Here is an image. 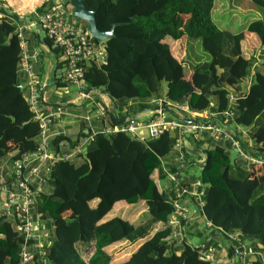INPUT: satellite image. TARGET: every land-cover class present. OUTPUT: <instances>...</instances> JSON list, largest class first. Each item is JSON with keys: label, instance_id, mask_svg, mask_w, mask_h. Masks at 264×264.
I'll list each match as a JSON object with an SVG mask.
<instances>
[{"label": "trees", "instance_id": "trees-1", "mask_svg": "<svg viewBox=\"0 0 264 264\" xmlns=\"http://www.w3.org/2000/svg\"><path fill=\"white\" fill-rule=\"evenodd\" d=\"M65 1L69 5V0ZM219 1L84 0L86 7L95 11L101 31L110 30L116 24L114 36L105 45L106 63L87 64L84 79L88 89L106 94L115 107H127L120 116L122 119L131 118L138 111L152 110L156 106L154 101L160 99L168 107L166 111L178 114L184 122L192 116L188 111L179 110L177 104L186 105L196 114L198 122L222 124L228 121L231 131V126L241 127V134H247L252 140L250 152H243L264 161V72L261 70L264 52L257 62L255 56L247 55L244 44L248 31L254 33L260 47H264V0H250L252 7L262 10L263 16L246 19L248 22L237 33L216 24L214 14L218 13ZM50 2L43 4L38 12H43ZM40 34L41 39L32 30L28 39L31 47L41 46L42 40L57 58V70L63 64L65 67L61 49L54 47L46 34ZM189 39L201 40L204 51L211 56L210 61L190 67L189 62L183 60L187 57L185 41ZM169 40L177 43L173 50ZM21 57L17 21L2 18L0 170L13 154L5 167L9 177L5 180L11 186L16 178L14 166L24 153L37 152L41 144L39 121L30 110L26 89L20 87L24 83ZM65 76L64 79L62 75L57 76L59 88L67 86ZM247 78H251L250 83H246ZM230 93L236 99L235 107L230 108L232 117L225 114ZM184 97L186 102L181 103ZM212 108L214 116L207 119L200 116ZM105 110L108 123L115 125L117 119L113 112L108 107ZM79 122L83 127L78 135L49 133V151L71 153L89 138L85 152L52 161L48 164L47 182L41 186L36 180L31 183L36 193L33 212L41 214L48 230L53 227L46 247L47 264H212L201 257L202 247L189 242L186 236L180 250L173 245L176 228L169 220L174 209L165 201L163 191L168 198L171 193L160 186L159 180L167 179L168 173L181 176V170L187 166H199L198 178L207 184L203 212L195 213L193 218L200 215L208 230L220 234L223 241L232 246L233 241L225 239L230 234H236L244 243L249 241L246 263L264 264V176L257 183L253 182L251 177L256 164H249L247 160H242L240 165L237 160L231 164L230 141L218 144L217 137L208 132L200 137L190 131L185 145L177 149L179 133L176 132L141 140L122 131L104 133L100 122V125L93 123L94 133L85 120L79 117ZM234 134L239 147L244 149L241 136ZM198 156L199 160L205 158L204 161L195 162ZM169 157L174 161L178 157L181 162L164 165L163 160ZM46 185L52 187L51 193L44 190ZM121 201L130 205L146 204L149 217L140 222L121 216L105 219ZM14 220L5 212L0 213V264H19L21 260L23 236L15 229ZM184 222L185 219H181V225ZM187 227L191 231L194 228L187 222L184 232ZM210 234L202 237L208 238ZM121 242L136 245V248L126 260L117 262L110 250ZM79 246L93 247L87 260ZM228 253L234 256L232 248ZM235 260L228 264H242L239 258Z\"/></svg>", "mask_w": 264, "mask_h": 264}, {"label": "built area", "instance_id": "built-area-1", "mask_svg": "<svg viewBox=\"0 0 264 264\" xmlns=\"http://www.w3.org/2000/svg\"><path fill=\"white\" fill-rule=\"evenodd\" d=\"M10 19H12V17ZM29 28H34L39 32L40 29L44 30L45 34L53 41V46L61 49V57L64 60L66 69L65 81L67 86H74L79 89L82 104L91 100L88 104L87 114L84 116V119L89 125L92 126V121L96 119L101 123V130L104 133L110 134L115 131H122L141 140L155 138L167 132L178 130L180 133L176 140V148L178 149H181L185 145L186 133L194 131L199 134L204 130H208L214 137L230 141L232 149L237 147L238 158H243L249 163L254 164L264 162L257 158L250 157L243 152L239 147V140L236 138L235 132L229 129V125L227 124L228 121L222 124L205 123L203 121L198 122L194 117L196 114L189 111L188 107L182 104H177V108L183 112L188 111L192 116L187 122H184L182 117L178 114H176L178 118H166L163 113L166 109L154 110L153 108L152 117L149 118L146 123H141L136 118L131 117L126 124L123 125L108 124L105 110L106 107L109 108L108 104L97 102L91 98V92L95 89L87 93V86L84 79L85 67L87 64H96L100 66L106 63V43H99L90 36L86 26H82L81 22L73 16L70 3L66 5V1L63 0L60 3L51 4L47 6L43 12L35 11L34 17L28 20V26L17 23V35L20 39L22 48L21 67L29 78L28 104L30 110L34 114V119L39 121L41 137L40 147L37 152L33 153L34 157L28 159L25 156L14 166L16 178L12 180V186L5 179L0 178V189L6 192L8 205V210H3L1 213L5 212L8 216L15 218V229L23 236L21 260L19 264L48 263V259H46V247L49 243L50 231L45 226L41 214H35L33 212L36 193H34L31 183L35 180L38 181L39 186L46 183V177L49 176L47 172L49 163L68 159L79 153H83L89 141V138H85L71 153L55 154L49 151L50 126L53 122L57 121L62 114H65V111L63 110V104L52 111L45 110L43 106L44 97L40 89V81L35 75L32 63L29 61V42L25 36V30ZM250 81L251 78L246 79V83H250ZM228 98L230 104L225 114L232 117V110L230 108L235 107L236 99L235 95L232 93L228 95ZM154 102L156 106L167 107L162 104V100L160 99ZM109 111L112 112L110 109ZM200 116L205 117V119L211 117L203 116L202 114H200ZM144 129L148 130V136L147 134L146 136L144 135ZM242 130L241 127H237L236 132L241 134L243 132ZM93 132H96L94 128ZM184 157V154H182L181 158ZM204 159L205 158L202 157L199 163L203 162ZM163 164L165 165V162H163ZM164 170L168 172L166 166H164ZM168 178L171 187H167L166 190L171 193L169 200L171 201L174 212L177 213L176 218H170L169 224L176 228V225L179 224L181 219L191 215L192 216L188 219H193L195 213L202 214L207 184H204L199 178L194 180L189 179V177L180 179L178 174L168 173ZM185 200L193 206L191 214H188L191 209L187 207ZM207 226H210V224L207 223ZM179 227L180 230H182L183 238L186 239V237H184V229L182 226ZM229 237L233 241V246L230 244L228 248H232L235 258L238 257L242 264H247L245 260L246 256L250 253V248H247L248 245L242 242L241 238L236 234H230ZM184 239L180 240V242ZM196 246L202 247L200 255L203 259L211 263L215 262L213 260L215 254L214 248L211 249L202 244H197Z\"/></svg>", "mask_w": 264, "mask_h": 264}, {"label": "rangeland", "instance_id": "rangeland-1", "mask_svg": "<svg viewBox=\"0 0 264 264\" xmlns=\"http://www.w3.org/2000/svg\"><path fill=\"white\" fill-rule=\"evenodd\" d=\"M62 1L63 0H53V2L55 4L60 3ZM253 7H254V5H253ZM253 7L251 5L250 0H220L218 2V13L214 14L216 24L218 25L219 28L229 30L233 33L241 32L242 29L244 28V25L246 24V22L252 20V18H254L256 16H263V12L261 9L254 7V9L256 10L255 11L253 9ZM81 24H82V26L87 25L85 21H81ZM40 32L42 33V36L45 35L44 30L40 29ZM254 39L256 40L255 36H254ZM179 44H181V43H179ZM185 45L188 46L187 49L185 50V55L187 56V58L189 60L191 59V61H192V59H194V58H199L201 60L203 59L204 61H210L211 56L206 51H204L202 44H201V40L189 39V40L185 41ZM180 47H181V45H180ZM181 49H183V48L181 47ZM181 57H183V56H181ZM205 57H206V59H205ZM52 58H53L52 63L54 64L56 62V60L54 57H52ZM261 59H262V57L260 56V53H258V55H256L257 62H260ZM261 65H264V64L261 63ZM257 69L260 70L259 65H258ZM262 71L264 72V70H262ZM88 90L89 89L87 88L86 92ZM61 92H68V95L67 94L61 95L60 99H58V101L56 103L67 104L68 102L65 99H70L72 101H75V100H77V98L80 97L79 89L77 87H74V86H70L69 88L62 90ZM26 94L28 95V92H26ZM92 94L97 95L98 93H97V91L93 90ZM92 97L95 98L94 96L91 95V98ZM90 102H91V100L87 101L85 104L76 105V106L75 105L74 106L64 105L63 109L64 110L65 109H71V110L77 112V114L75 113L77 117L79 116L81 119L85 120L84 116L87 114V108H88V104ZM80 112H83V113H80ZM164 115L166 118H171V117L178 118V116L176 114H172V113H166ZM66 118H69V117H66ZM63 119H65V118H63ZM71 119L73 121H76L75 123H78L77 118L71 117ZM92 122L95 124L98 121L96 119H94ZM97 124H99V122ZM212 124H215V123H212ZM74 127H76V126L74 125ZM231 129L236 132L237 128H234V126H231ZM144 130L148 136V130L147 129H144ZM175 132L179 133L178 130ZM205 132H208L211 136H213L212 133L208 130H204L203 132L199 133L198 136L203 137V134ZM186 135L190 136V134H187V133H186ZM239 135L241 136V138H240L241 143H242L241 146L244 148L242 150L244 152H246V151L250 152V150H248V149H249V146H250V148L252 147L251 146L252 140L250 139V137H248L247 134H239ZM225 141L226 140H221L220 138L217 137V143L218 144H223V143H225ZM189 147H191V144ZM85 150H86V148H85ZM85 150H84V152H85ZM174 158H175V155H174ZM198 160H199V156L194 159L195 162H198ZM242 160H245V159H243V158H240L239 160L237 159V163L239 165L242 164L243 163ZM190 161L191 160H189L188 162H190ZM163 162H165V164H167V163H169V164L173 163L174 164V163H180L181 161L178 159V157L176 158L175 161L172 160L171 157H169L167 159H164ZM196 165H198V164H196ZM263 168H264V162H261V163L255 165V168L252 172L253 176L251 177V180L253 182L257 183L259 181V179L261 178L260 174H261V171ZM181 172H182V174L180 176V179H184L186 177H189V179H196L199 177V174H200L199 166H193V167L187 166V167L183 168L181 170ZM159 184L163 189H166L167 187H171V184H170L168 178L167 179L163 178V179L159 180ZM45 190L47 193H51L52 187L46 185ZM120 203L121 202L116 203L114 208L107 214L105 219H109L112 216H121L123 218H128L134 222L135 221L140 222L142 220L144 221L145 219H147V217H149L146 204H144L142 202L137 203V204L133 205L132 207L123 206L125 204L123 203L121 205ZM187 203H188V201L185 200L186 205H187ZM189 208L192 209L193 206H191L189 204ZM188 214H191V211H189ZM172 217L176 218L177 213L173 212ZM193 222H194L193 230L191 231L190 228L187 227L186 232L184 234V237L186 236L187 240L189 242L196 243V244L201 243L203 246L209 247L211 249L214 248L215 254L213 252V254H214L213 260L215 261L214 263H216V264H228V263H232V262L236 261L234 258L235 255L232 257L229 256V253H228L229 248L228 247H229L230 243L224 242L223 239L221 238L220 234H215L214 232H211V229L208 230V228L205 225L204 219L200 215H198L196 220H194ZM45 226H46V224H45ZM49 231L52 232L53 227H51ZM208 233H211L210 234L211 236H209L208 238L202 237V235H205ZM181 234H182V230H180V227L179 226L176 227V231L174 232V235H173L176 239H174L175 242L173 245L176 246V248L178 250H180V248L182 247V244H183L182 242H180V240L184 239L183 234L182 235ZM212 235H214L213 238H212ZM225 239H227L228 241H231L230 237H225ZM223 242H224V244H223ZM78 248H79L81 254L83 255V258L86 260L90 257L91 253L94 251L93 247H89V246L87 248H85L84 246H79ZM135 248H136V245L132 246V245L124 244V245H120L118 247L111 248L110 253H111L112 257L114 258V260L116 259V261L119 262V261L126 260ZM224 249H225L226 253H223ZM236 258H238V257H236Z\"/></svg>", "mask_w": 264, "mask_h": 264}, {"label": "crops", "instance_id": "crops-1", "mask_svg": "<svg viewBox=\"0 0 264 264\" xmlns=\"http://www.w3.org/2000/svg\"><path fill=\"white\" fill-rule=\"evenodd\" d=\"M44 1L46 4L49 2V0H0V13H1L0 20L2 18L9 19L12 17V19L13 18L16 19L18 24L28 26V20L32 19L34 17V12L35 11L38 12L39 8H41L42 5L45 4ZM50 4H54L53 0H51L49 5ZM33 29L34 28H32V29L29 28V29L25 30V36L27 39H30L31 32ZM35 31L37 32V30H35ZM254 36H255L256 40L254 39ZM167 42L171 45L172 50L177 46L176 42H173L171 40H169ZM41 44H42L41 46L31 47V42L29 41V51H28L29 55H30L29 61L32 63L35 75L37 76L38 80L40 81V89H41L43 97H44L43 106L45 107V110L47 109L48 111H52V110H55L59 105H62L61 103H56V102L58 101V99H60L61 95H66V94L68 95V92H61V91L69 88L70 86H66L64 88H59V86L57 85V83H58L57 76L59 77L62 75V77L64 79V76L66 74V69L64 67V64H63L62 68H59L57 70V66H58L57 58L53 55L50 48L44 42L43 43L41 42ZM244 44H245V50H246V53L248 56H255L256 57V55H258V53H260V56L263 57L264 47H262V48L260 47L258 38L254 33H251L248 31L245 32ZM178 51H179V49H178ZM52 57H54L56 60V62L54 64L52 63V60H53ZM205 59H206V57H205ZM183 60H185V61L187 60L189 62L190 67L193 66L194 63L204 61L203 59L201 60L199 58H194L191 61V59L189 60L187 57H184ZM261 70H264L263 66L261 67ZM22 74H23V79H24V83L22 85H25L23 89H26V91L28 92L29 91V78H28L27 73L24 71V69H22ZM97 93H98L97 95H94L91 92V95L95 97V98H93V97L92 98L95 99L97 102L108 104L109 109L114 114L113 117H115L117 119L116 124H118V125L126 124V122H127L126 119L129 117L122 119L120 116L122 114H124V112L127 110V107H125V108L115 107L113 105V102L110 100V98L106 94H103L102 92L101 93L97 92ZM65 100L68 103L67 104L63 103V106L64 105H70V106L82 105L80 97L77 98V100H75V101H72L70 99H65ZM64 111H65V114H62L60 116V118L57 119V121H55L53 124H51L50 134L55 135L58 133H65V134L70 135V136L78 135V133L82 130L83 125L79 122V118L75 116V113L77 114V112H75L71 109H65ZM153 111L154 110H152V111L151 110H149V111L148 110L147 111H138V112H135L132 117L136 118L141 123H146V121L152 117ZM80 113H83V112H80ZM166 113H172V112H168V111L164 110V114H166ZM172 114H174V113H172ZM202 115L212 117L215 114H214V111L212 108L211 110H207L204 113H202ZM66 117H69V118H66ZM71 117L77 118L78 123H75L76 121H73L71 119ZM63 118H65V119H63ZM74 125L76 127H74ZM89 126H91V125H89ZM91 127H92V129L94 128L93 125ZM143 132H144V135L146 136L145 130H143ZM179 135H180V133H179ZM12 155L13 154L9 155L8 158L5 160V167L9 164V161H10L9 157H11ZM25 156L28 159H32L34 157V154L32 152L24 153L22 155V159ZM5 167L0 170V178L9 179L8 174L6 173ZM260 175H261V177L264 176V168L262 169ZM45 188H46V186L44 187V190H45ZM4 189H6V188H4ZM123 203L125 204L123 206H127V207L133 206V205L127 204L126 202H123V201H121L120 204L122 205ZM189 204L190 203H187L188 208H189ZM190 205L192 206V204H190ZM189 209H191V208H189ZM3 210H5V211L8 210L7 195L3 189H0V213ZM191 212H192V209H191ZM191 216L184 218L185 219L184 225H181L180 222L178 225L182 226V228H184L185 224L188 222V226L190 224L191 226L194 227L193 221L196 219L195 218H193L192 220L188 219ZM126 219H128V218H126ZM128 220H130V219H128ZM178 225H176V226L178 227ZM249 243L250 242L247 241L246 245H248ZM124 244H125V242H121V243H118L117 245H114L112 247H117V246L124 245ZM223 244H224V242H223ZM247 248H250L249 245ZM223 253H226L225 249L223 250Z\"/></svg>", "mask_w": 264, "mask_h": 264}, {"label": "water", "instance_id": "water-1", "mask_svg": "<svg viewBox=\"0 0 264 264\" xmlns=\"http://www.w3.org/2000/svg\"><path fill=\"white\" fill-rule=\"evenodd\" d=\"M69 3L72 7L73 16H75L79 22H81V21L86 22V24H87L86 29H87L88 33L97 42L107 43V41L114 36V30H115L116 24H114L110 30L101 31L97 25V18H96L95 11L88 9L84 3V0H69ZM37 36L39 37V39H41V34L39 31H37ZM41 42L43 43L42 40H41ZM231 76H233V75H231ZM24 86L25 85H20L21 89H23ZM92 89L93 88H89L87 93L91 92ZM191 90H194L193 86L191 87ZM165 96H166V94H165ZM185 102H186V97H184L181 100V103H185ZM157 109H166L167 110L168 108L167 107H159V106L154 107V110H157ZM245 129H246V127H245ZM237 158H238V148L235 147L231 150L230 161H231L232 165L235 164ZM163 197H164L165 201H167L170 205H172L171 201L166 196V191H163ZM212 264H216V263H212Z\"/></svg>", "mask_w": 264, "mask_h": 264}]
</instances>
